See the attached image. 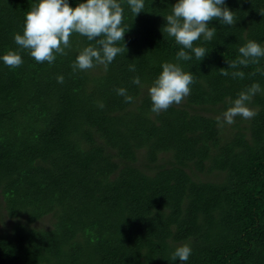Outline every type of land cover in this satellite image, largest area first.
<instances>
[{
	"label": "trees",
	"instance_id": "16d2710c",
	"mask_svg": "<svg viewBox=\"0 0 264 264\" xmlns=\"http://www.w3.org/2000/svg\"><path fill=\"white\" fill-rule=\"evenodd\" d=\"M34 3L0 0V53L18 49ZM174 3L145 0L136 16L123 4L126 51L107 67L73 71L95 46L78 33L52 64L23 49L20 66L0 63V264H180L170 257L184 243L185 264H264V58L243 79L220 75L246 41L264 45V0H226L235 23L209 22L213 39L194 42L208 53L179 62L189 94L155 114L147 89L180 47L161 32ZM254 82L255 115L218 124ZM44 215L49 226L33 225Z\"/></svg>",
	"mask_w": 264,
	"mask_h": 264
},
{
	"label": "clouds",
	"instance_id": "9594fccd",
	"mask_svg": "<svg viewBox=\"0 0 264 264\" xmlns=\"http://www.w3.org/2000/svg\"><path fill=\"white\" fill-rule=\"evenodd\" d=\"M125 3L134 16L145 7V0H77L74 5L69 0H35L25 13L22 31L13 34V42L18 49L0 53V63L9 68L20 66L23 60L19 50L23 49L37 63L52 64L56 55H63L70 46L69 37L78 33L89 41L95 40V46H85L78 52L72 63L73 71L90 69L98 63L107 67L117 54L126 51V30L122 26V5ZM163 17L165 23L161 32L173 38L180 47L175 62H162L161 71L147 89L150 110L155 114L167 110L170 105L181 103L189 94L194 77L190 71L183 70L179 62L193 57L200 61L208 53L203 46L195 45L194 42L213 39L215 25L209 22L215 19L224 25L235 23L234 12L227 6L226 0H175L170 13ZM120 41H123V48L118 46L117 42ZM238 53L236 59L227 61V68H223L221 76L243 79L245 74L242 67L250 63L258 64L259 59L264 58V45L248 40L239 46ZM129 70L135 72V66L130 65ZM56 79L58 83L63 82L62 75ZM131 82L143 87L138 75L133 76ZM260 90V84L254 82L240 91L231 101V106L217 117V123L232 124L237 116L251 119L255 112L248 102ZM116 93L123 96L125 101L132 100L123 87L117 88ZM98 107L103 108V104L98 103ZM191 253L189 244H180L173 249L170 261L178 259L180 264H185Z\"/></svg>",
	"mask_w": 264,
	"mask_h": 264
},
{
	"label": "rangeland",
	"instance_id": "374dc122",
	"mask_svg": "<svg viewBox=\"0 0 264 264\" xmlns=\"http://www.w3.org/2000/svg\"><path fill=\"white\" fill-rule=\"evenodd\" d=\"M229 126H230V124H225V127L229 128ZM137 156L138 157H137L135 162L138 163L139 166H140L141 165V161L143 160V156L142 155H137ZM140 167H142V166H140ZM198 176H199L200 179H203V180H219V178H215V176H213V174L209 175V174H205V173H198ZM48 216H45V215L41 216L40 220L36 221L33 225H35L37 228H41L42 226L43 227L49 226L50 224H49ZM4 217H3V221L2 222L5 221L8 224V222H9L8 218H6V217L4 218Z\"/></svg>",
	"mask_w": 264,
	"mask_h": 264
}]
</instances>
